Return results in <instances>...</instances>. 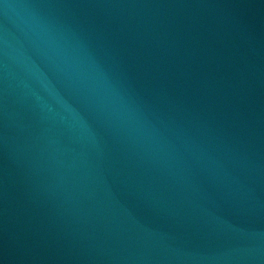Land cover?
Listing matches in <instances>:
<instances>
[{
  "label": "water",
  "instance_id": "1",
  "mask_svg": "<svg viewBox=\"0 0 264 264\" xmlns=\"http://www.w3.org/2000/svg\"><path fill=\"white\" fill-rule=\"evenodd\" d=\"M0 264H264V0H0Z\"/></svg>",
  "mask_w": 264,
  "mask_h": 264
}]
</instances>
